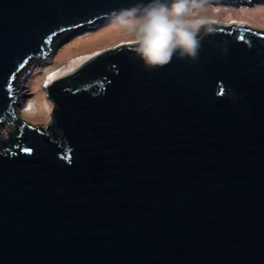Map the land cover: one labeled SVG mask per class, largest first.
<instances>
[{
	"label": "water",
	"instance_id": "obj_1",
	"mask_svg": "<svg viewBox=\"0 0 264 264\" xmlns=\"http://www.w3.org/2000/svg\"><path fill=\"white\" fill-rule=\"evenodd\" d=\"M148 3L0 0V264H264V32L151 71L120 47L49 85V128L15 114L29 62Z\"/></svg>",
	"mask_w": 264,
	"mask_h": 264
},
{
	"label": "clouds",
	"instance_id": "obj_2",
	"mask_svg": "<svg viewBox=\"0 0 264 264\" xmlns=\"http://www.w3.org/2000/svg\"><path fill=\"white\" fill-rule=\"evenodd\" d=\"M211 0H150L114 11L110 25L122 33L130 51L151 71L178 59L196 60L205 36L216 23L208 15Z\"/></svg>",
	"mask_w": 264,
	"mask_h": 264
},
{
	"label": "rangeland",
	"instance_id": "obj_3",
	"mask_svg": "<svg viewBox=\"0 0 264 264\" xmlns=\"http://www.w3.org/2000/svg\"><path fill=\"white\" fill-rule=\"evenodd\" d=\"M257 11H259V13ZM207 15L216 21L212 26L217 30H231L228 28L238 27L264 32V2L255 3L252 6L209 4ZM232 21H236V23H232ZM106 29L111 30L113 28L110 25V21L103 20L90 27H81L73 30L51 44L50 50L47 54L45 53L43 57H38L29 62L16 80V88L19 91L18 96L20 98L14 106L15 114L30 126L39 127L43 130L49 128L52 123V114L54 112V103L49 95V85L77 73L82 67L109 51L124 46H130L127 43H123L127 41L125 36L121 40L106 43L110 36L113 35H102L100 38V45H96V47H92L87 51L72 53V57H70V55L63 57L62 53L64 49L73 46L79 39L82 40L84 38L94 37L100 31ZM117 45L121 46L117 47ZM96 53H99V55H94ZM90 56L94 58L87 60L82 65L76 67L75 71L67 75L61 74L59 78L53 79L48 83L47 87L44 86L50 74L60 72V70H66L70 62L76 60L78 57ZM29 104L33 105V112L27 111ZM45 104L51 109L50 112L44 108Z\"/></svg>",
	"mask_w": 264,
	"mask_h": 264
},
{
	"label": "bare ground",
	"instance_id": "obj_4",
	"mask_svg": "<svg viewBox=\"0 0 264 264\" xmlns=\"http://www.w3.org/2000/svg\"><path fill=\"white\" fill-rule=\"evenodd\" d=\"M257 12L259 13V11H257ZM260 13H262V12H260ZM110 34L113 35V36H110ZM102 35L103 36H106V35H109L110 36V38L108 39V41L106 43H108V42H114V41L121 40L122 38H124V35L122 33L118 32L114 28L111 29V30H108V29L102 30L96 36H94V37L92 36L91 38H84L82 40L79 39L78 41H76L74 43L73 46H70V47L64 49V52L62 53L63 54V57L64 56H68V55H70V57H72L73 56L72 53H76L78 51L79 52H81V51H87V50L91 49L92 47L93 48L96 47V45H100V43H101L100 38H101ZM17 92L19 93L18 90H17ZM19 98L20 97L18 96L17 101H18ZM15 105L16 104H14V106Z\"/></svg>",
	"mask_w": 264,
	"mask_h": 264
},
{
	"label": "snow or ice",
	"instance_id": "obj_5",
	"mask_svg": "<svg viewBox=\"0 0 264 264\" xmlns=\"http://www.w3.org/2000/svg\"><path fill=\"white\" fill-rule=\"evenodd\" d=\"M232 23H236V21H232ZM123 43L129 44L127 41H125ZM119 46H121V45H117V47H119ZM94 55H99V53H96ZM92 58H94V57H92V56H90V57H78L76 60L71 61L69 66H68V68L66 70H60V72H56V73L50 74L48 76L47 80L45 81V85L44 86L47 87L48 83H50L53 79L59 78L61 74L67 75L70 72L75 71L76 67L82 65L84 62H86L87 60L92 59ZM7 87H10V85H7ZM44 108L47 111H49V112L51 111V109L48 107L47 104L44 105ZM27 111L28 112H33L34 111L32 104L28 105Z\"/></svg>",
	"mask_w": 264,
	"mask_h": 264
}]
</instances>
